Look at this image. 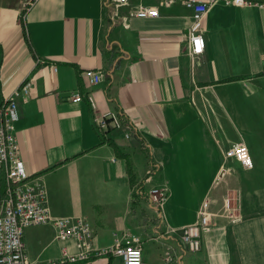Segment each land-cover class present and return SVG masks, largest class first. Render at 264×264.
I'll use <instances>...</instances> for the list:
<instances>
[{
	"label": "crops",
	"instance_id": "0c3cea01",
	"mask_svg": "<svg viewBox=\"0 0 264 264\" xmlns=\"http://www.w3.org/2000/svg\"><path fill=\"white\" fill-rule=\"evenodd\" d=\"M191 21L181 2L125 25L106 0H0V103L18 102L19 156L30 176L47 184L52 214L88 218L96 247L128 229L142 238L143 264H158L165 244L177 264H264V7L212 5L203 22L205 50L195 56L186 36ZM87 69L100 71L101 81L90 83ZM88 93L100 110L122 114L130 139L123 130L97 129ZM241 142L250 169L224 155ZM176 179L178 188H201L191 193L189 219L174 205ZM161 184L169 195L159 229L147 192ZM207 196L213 211L231 198L239 218L217 217L191 252L179 231L165 227L194 221ZM55 232L50 222L25 229L31 259L59 260L64 249L77 250L74 239L58 240ZM63 264L122 259L103 253Z\"/></svg>",
	"mask_w": 264,
	"mask_h": 264
},
{
	"label": "built area",
	"instance_id": "2783aa9c",
	"mask_svg": "<svg viewBox=\"0 0 264 264\" xmlns=\"http://www.w3.org/2000/svg\"><path fill=\"white\" fill-rule=\"evenodd\" d=\"M222 1L227 6H244L255 4L264 7V0H106L113 7L114 17L128 25L133 18H155L160 15V7H170L181 2L191 10L192 21L187 31L188 52L191 56L205 50L203 22L210 7ZM127 7L125 13L120 9ZM85 77L92 84L102 79L100 71L87 69ZM27 84L22 86L24 91ZM20 93V89L16 91ZM82 94L75 93L74 101H80ZM93 111L94 125L102 133L111 129L123 130L125 138H131L132 125L122 114L114 110H100L95 96L87 94ZM19 119L18 102L9 98L0 103V173L3 179V192L0 196V264H63L87 260L93 255L108 254L118 256L122 264H143V241L139 235L124 230L116 232L112 243L102 247L94 244V230L85 216H54L50 208V197L47 184L40 178H33L27 172L19 156V143L14 124ZM226 158H234L244 168L254 166L252 156L244 143L228 147ZM225 168L219 172L215 183L224 175ZM148 176L152 173L147 171ZM149 200L159 212L160 226L166 225L163 205L168 198L169 188L166 184L152 186L148 189ZM231 198L226 197L222 208L211 209V198L203 199L197 210L196 219L180 228L165 227L166 233L179 231L181 242L191 252H197L202 246V234L217 224V217L223 216L234 222L239 218ZM50 222L55 226V238L75 240L77 250L69 252L64 249L59 260H33L26 252L25 229L34 224ZM163 232H160V236ZM158 264H177V254L170 244H165Z\"/></svg>",
	"mask_w": 264,
	"mask_h": 264
},
{
	"label": "rangeland",
	"instance_id": "374dc122",
	"mask_svg": "<svg viewBox=\"0 0 264 264\" xmlns=\"http://www.w3.org/2000/svg\"><path fill=\"white\" fill-rule=\"evenodd\" d=\"M165 173L167 175L170 174V176L172 175V172L170 170H168L167 172L165 171ZM176 173L177 172H175V174ZM182 173L183 174H187L188 172H182ZM173 175H174V173H173ZM147 176H148V173H147ZM174 178H176V176H174ZM177 182H178V179H176L174 181L175 186L172 185V188L175 189L176 190V193L178 194V195L175 196L174 205H175V207L177 209H180V214H181L180 216L182 217L183 220L189 219V218H191V207H192V205L194 204V201H195L194 200V197L191 199V193L194 194V195H196V194L198 195V193L201 190V188H192V189L191 188H178L177 187ZM182 191L185 192L184 195L187 197V201H185V202L181 199V192ZM152 244L153 243H151L149 245L150 246L149 247V250L151 252H154L155 253L157 251L156 249L158 248V245L156 243H154L153 245Z\"/></svg>",
	"mask_w": 264,
	"mask_h": 264
},
{
	"label": "trees",
	"instance_id": "16d2710c",
	"mask_svg": "<svg viewBox=\"0 0 264 264\" xmlns=\"http://www.w3.org/2000/svg\"><path fill=\"white\" fill-rule=\"evenodd\" d=\"M107 138L103 137V140H106ZM107 141H109L111 144H113L115 146V149L117 150V152L120 155L125 156V154L120 150L119 146L111 139H107ZM130 170V169H129ZM3 191V181H0V195L2 194Z\"/></svg>",
	"mask_w": 264,
	"mask_h": 264
},
{
	"label": "bare ground",
	"instance_id": "6f19581e",
	"mask_svg": "<svg viewBox=\"0 0 264 264\" xmlns=\"http://www.w3.org/2000/svg\"><path fill=\"white\" fill-rule=\"evenodd\" d=\"M128 159V158H127ZM129 161V160H128ZM39 174V173H38ZM33 176V175H32ZM112 256V255H111Z\"/></svg>",
	"mask_w": 264,
	"mask_h": 264
}]
</instances>
